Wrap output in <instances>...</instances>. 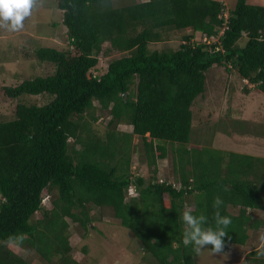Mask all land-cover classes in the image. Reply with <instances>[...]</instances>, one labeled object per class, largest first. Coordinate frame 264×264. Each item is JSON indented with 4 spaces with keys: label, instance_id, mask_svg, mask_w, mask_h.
I'll return each instance as SVG.
<instances>
[{
    "label": "trees",
    "instance_id": "1",
    "mask_svg": "<svg viewBox=\"0 0 264 264\" xmlns=\"http://www.w3.org/2000/svg\"><path fill=\"white\" fill-rule=\"evenodd\" d=\"M56 5L67 46L34 50L54 63L53 71L2 86L9 97L44 94L46 100L16 102L13 116L0 120V241L24 233L22 249L37 257L29 261L0 243V264H96L90 263L94 258L74 257L69 228L71 221L79 237H87L103 215L130 229L156 264H196L197 251L181 242L180 215L190 207L214 225L216 196L224 201L221 214L232 221L223 252L255 239L241 264H264L258 254L264 158L226 157L189 143L190 107L204 92L210 67L233 70L264 93V4L236 0L227 9L222 0H56ZM175 30L184 32L178 48L149 49ZM196 32L208 41H196ZM243 37L245 43L237 45ZM104 42L124 54L94 73ZM96 111L110 116L100 135L90 127ZM131 152L147 166L146 182L130 172ZM164 158L170 160L171 180L156 178V160ZM130 185L135 196H129ZM42 193L52 196L48 203H42ZM253 231L262 233L252 238ZM77 250L88 253L86 244Z\"/></svg>",
    "mask_w": 264,
    "mask_h": 264
},
{
    "label": "rangeland",
    "instance_id": "2",
    "mask_svg": "<svg viewBox=\"0 0 264 264\" xmlns=\"http://www.w3.org/2000/svg\"><path fill=\"white\" fill-rule=\"evenodd\" d=\"M222 1L226 4L227 9L233 8L236 3V0ZM247 1L249 3L264 4V0ZM116 4L118 3L116 2ZM119 4H122V2H119ZM61 18L62 10L57 7L56 0H45L44 5L34 9L32 16L25 20L22 31L7 32L0 29V120L13 116L16 102L42 103L46 100L44 94L21 93L16 97H9L4 94L2 86L14 85L22 79L46 75L53 71L54 63L50 60L38 58L34 50L43 45L66 48V27L61 23ZM54 21L58 23L53 25ZM183 33L175 30L170 33L169 39L150 43L149 49H176L182 42L181 35ZM202 37L203 35L200 32H196V41L202 40ZM244 43V37L237 41L239 46ZM123 54L112 49L109 42H104L98 55L97 68L92 71L94 73L104 72L110 60ZM230 72H226L222 66H212L205 72V90L194 99L190 107L192 119L189 143H197L212 148L214 142H217V145H224L227 142L226 145L229 143V146L241 149L243 152L248 149V145L252 142L264 144V103L259 101L260 98L264 100V93L258 89L252 90L251 93L254 94L255 103H263V106H259L258 110H248L245 119L242 120L243 117L239 116L241 111H235L233 104L242 105L247 101L251 102L248 100V93L242 89L250 83L241 79L235 71L231 70ZM257 93H259L260 98L256 96ZM261 95H263V98ZM94 104L97 105L96 102ZM220 105H227L230 108L221 110ZM207 113L209 114L207 115ZM96 114L97 118L94 122H91L90 127L100 135L108 128L106 124L110 116L104 112L101 114L99 111H96ZM234 114H238V117H235ZM109 127L111 128V126ZM117 128L127 132L130 130L128 124H119ZM224 132L229 134L231 139H228V141L227 139H219L221 133ZM135 142L133 140V144ZM236 143L239 145H235ZM121 159L119 163H121ZM130 159L132 160L131 166H134L130 168L132 174H143L146 177L150 174L143 161H137L136 164V153L131 152ZM163 162L164 164L160 165L158 172H156V178L171 180L170 160H163ZM146 177L144 178L145 181H147ZM42 195L43 204L48 203L52 197L46 193H42ZM135 195L136 193H133L129 196ZM106 212L111 213L110 210H106ZM103 218V223L96 222V225L97 229L101 230L106 238L100 237L98 231H95L97 229H91L88 232V238L79 237L80 233L75 231L72 222L69 220L71 225L69 230L72 233L70 241L74 247L73 252L87 244L88 251H90L88 256L95 259L90 263L99 260L109 263L117 260L118 263L116 264H156L152 257L146 258L140 241L130 229L120 226L118 219L111 218L109 215ZM260 233L262 232H254L251 234L252 238ZM262 235L264 236V232ZM254 240L251 239L249 243L242 247L230 244L225 253L215 254L208 249L209 247L202 249L196 253L195 262L196 264H241L249 252L256 247ZM18 252L29 261L37 260L33 253H28L23 249H19ZM73 252L74 255L75 252ZM91 258L89 259L91 260Z\"/></svg>",
    "mask_w": 264,
    "mask_h": 264
},
{
    "label": "clouds",
    "instance_id": "3",
    "mask_svg": "<svg viewBox=\"0 0 264 264\" xmlns=\"http://www.w3.org/2000/svg\"><path fill=\"white\" fill-rule=\"evenodd\" d=\"M45 0H0V29L7 32H20L24 28L25 20L30 18L34 9L38 6L42 7ZM161 180V179H159ZM130 188H135L130 185ZM42 203L43 196H42ZM224 201L221 197L216 196L212 201L213 221L214 225L208 224V218L203 215H193L190 207L180 215L181 223L183 224L182 244L192 246L193 249L199 252L202 249L208 248L213 253H224V237L227 235L226 229L231 224V219L228 216L221 214V208ZM207 225V226H206ZM26 234L14 233L9 235L4 241L0 243L12 249H22L26 240ZM261 249L258 254L264 256V236L260 238Z\"/></svg>",
    "mask_w": 264,
    "mask_h": 264
},
{
    "label": "crops",
    "instance_id": "4",
    "mask_svg": "<svg viewBox=\"0 0 264 264\" xmlns=\"http://www.w3.org/2000/svg\"><path fill=\"white\" fill-rule=\"evenodd\" d=\"M244 80H246V79H244ZM251 85L252 84H248L246 86L245 90H244V92H247L248 93L247 94L249 96L248 100H250L251 102L247 101V102H245L242 105L233 104L235 111L236 110L241 111V113L239 114V116L243 117L242 120L245 119L248 110L249 111L255 110V109L258 110L259 109V106H263V103H264V100L260 98L259 93H257L256 96L259 97L260 98L259 101L260 102H263V103H255V101H254L255 97H253L254 94L251 93V92H252L253 89H257V88H255L254 85H252V87H251ZM261 97L263 98V95H261ZM220 108H221V110H225V109L228 110L230 107L227 106V105H220ZM208 114L209 113H207V115ZM234 115H235V117H238V114H234ZM218 134H220V133H218ZM229 136H230L229 134H227V133L224 132V133H221L219 139H227V141H228V139H231ZM226 143L224 145H222V144L221 145H217V142H214V146L211 148L212 152L215 153V154L223 155V156H227V155H230V153L231 154L233 153V154H246V155H251V156H255V157H262V158H264V144L252 142L251 144L248 145V147H247L248 149L243 152V151H241V149H237V148H233V147L229 146L230 145L229 143L226 145ZM197 145H200V144H197ZM235 145H239V144L236 143ZM200 146H202V145H200ZM163 160L166 161L167 159L164 158V159H157L156 160V169H157V172H158L159 166L162 165V164H164ZM131 161L132 160L130 159V168H133L134 166L133 167L131 166ZM136 164H137V161H136ZM130 172L132 173V171H130ZM137 175L142 176L143 178L146 177L143 174L140 175V174L137 173ZM232 211H235V210H232ZM259 215H260V217L264 218V211H261ZM105 216H107V215H103V217H105ZM103 217H102V220L104 219ZM93 224H94V222H93ZM99 236L102 237V238H106L105 236H102L100 234H99ZM87 238H88V236H87ZM232 245H235V244H232ZM104 250H106V249H104ZM74 252H73L74 253V257L77 260L86 261V258L88 260H90L89 258H91V257L88 256V253H90V251H88V253L85 256L79 250H75ZM100 252H102V251H100ZM122 253H124V252H122ZM120 261L123 262V260H121V259H120ZM116 263H118L117 260H115L114 262H109V263H105L102 260H99V261L96 262V264H116Z\"/></svg>",
    "mask_w": 264,
    "mask_h": 264
},
{
    "label": "built area",
    "instance_id": "5",
    "mask_svg": "<svg viewBox=\"0 0 264 264\" xmlns=\"http://www.w3.org/2000/svg\"><path fill=\"white\" fill-rule=\"evenodd\" d=\"M203 41H208L207 38L205 36L202 37ZM129 189V195H132L134 193V190L132 188H128Z\"/></svg>",
    "mask_w": 264,
    "mask_h": 264
}]
</instances>
